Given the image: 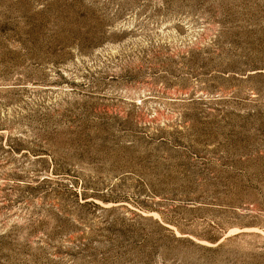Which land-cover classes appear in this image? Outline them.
Masks as SVG:
<instances>
[{
	"label": "rangeland",
	"instance_id": "1",
	"mask_svg": "<svg viewBox=\"0 0 264 264\" xmlns=\"http://www.w3.org/2000/svg\"><path fill=\"white\" fill-rule=\"evenodd\" d=\"M0 264H264V0H0Z\"/></svg>",
	"mask_w": 264,
	"mask_h": 264
}]
</instances>
